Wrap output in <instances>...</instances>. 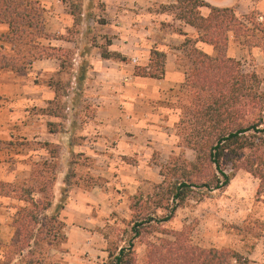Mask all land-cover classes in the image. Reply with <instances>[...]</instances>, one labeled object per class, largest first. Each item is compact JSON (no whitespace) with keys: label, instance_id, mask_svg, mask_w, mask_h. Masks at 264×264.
Returning a JSON list of instances; mask_svg holds the SVG:
<instances>
[{"label":"rangeland","instance_id":"rangeland-1","mask_svg":"<svg viewBox=\"0 0 264 264\" xmlns=\"http://www.w3.org/2000/svg\"><path fill=\"white\" fill-rule=\"evenodd\" d=\"M60 1L65 4L71 2L69 11L72 12L73 18L70 19L69 32L72 38L77 37L76 48L81 57V60L76 57V61L80 63L79 72L77 79L73 81L71 72L54 80L60 83L58 97L49 107L56 111L58 118L49 116L44 112V108H27L26 113L22 114L23 108L14 107L16 110L14 113H17L15 117H19L20 120L24 115L33 116L31 119L35 122L32 127L34 125L35 127L32 131L37 132L42 131L45 124L47 131L56 128L68 130V120L73 116L79 119V127L85 128L87 118L93 117L98 105L94 100L96 95L94 96L91 89L104 83V80L93 77L87 72L90 58H94L97 53L105 52L110 43L107 36L100 32V27L92 28L87 19L80 16L85 0ZM254 1L258 4L260 0ZM93 2L101 6L99 0H92ZM160 10H166L173 15L179 13L178 10L166 8ZM224 16L217 36L220 55L233 59L238 63L235 70L240 75H253L256 82L249 84L253 83L256 89L264 90V8L255 7L248 14L235 18L231 14ZM42 18L44 20V15ZM171 30L183 31L177 27L169 30L163 28L162 31L168 33ZM195 35L187 37L192 42L185 47L182 45L187 38L177 47L165 44L157 49L162 53L169 52L173 48L177 49V63L182 67L184 75L186 72L192 75V67L197 61L194 58L195 53L190 52L196 45ZM200 35L204 33L198 32L199 37ZM36 43H39L38 40ZM128 46L132 49L134 44ZM23 52L25 49L22 51L15 48L14 55ZM156 63L159 67L160 60L156 59ZM142 70L143 67L135 66L132 69L134 77L138 78ZM151 71L153 72L154 68ZM134 80L127 76L121 79L120 83L132 85ZM183 83L184 76L177 85L175 95L165 93L166 95L158 100L161 109H152L150 113L154 117L143 120L146 126L142 125V131H138V161L136 158H127L109 150L117 146L115 140L101 142L105 147H90L94 157L79 155L77 159L72 160L75 170H70L64 175L65 186L62 188L54 212L45 214L41 211V206L35 209L30 206L24 208L30 219L33 218L34 224L29 227L33 235L38 229H41L40 237H43L48 230L51 233L40 243L41 251L36 252L38 248L32 244L33 254L29 257L23 256L19 260L20 264L26 261L35 264L40 260L41 264H108L109 253L117 254L120 249L129 252L132 264H147L149 257L154 261L153 264H173L168 258L176 255L178 247L187 251L190 249L233 251L246 258L248 264H264V184L245 169L233 170L231 164L227 163L223 168L230 178L226 188L210 191L199 187L204 181L220 176L213 165L198 159L202 154L198 156V153L188 147L189 141L194 139L200 138L199 141L203 142L204 133L200 132L197 136L191 128L193 124L195 125L194 118L187 116L188 111L182 109L186 106V102L183 100L181 104L176 103L175 96L179 97V101L183 99L181 97L185 93ZM71 87L73 93L69 91ZM13 128L22 133L26 127L23 129L22 126L16 125ZM84 130H87V127ZM144 130L151 133L146 134ZM96 131L97 128L95 133L90 131L92 134L90 140L95 138L94 142L101 137ZM83 132L85 131H78L76 134L82 135ZM77 139L84 138L78 136ZM35 144L15 142L13 149L19 157L10 160L19 163L15 164L19 170H16L15 184L11 188L0 183L2 196L9 195L17 199L32 198L37 202L41 200V203L54 200V180L63 167H58V161L50 158L44 162V153L46 152L47 157H50L51 148ZM23 147L29 148L30 153L24 151ZM101 153L106 155V159L100 161L98 160L100 156L97 155ZM26 163L32 165L30 177H27L28 175L22 170ZM136 163H138V187L128 189L121 182V176L116 169L124 164ZM190 163L195 166L191 168L195 171L192 172V182L195 183L193 184L195 187L191 189L181 206L177 207L178 202L173 195L175 186H178L177 183L181 178L170 175L167 170L168 176L164 179L160 171L168 165L188 169ZM111 166L115 169L111 170ZM73 186L80 191H87L89 195L86 196L88 199L86 206H77L75 209L79 213L78 218L85 221V224L81 225L79 220L80 224L74 228L78 246L71 252L67 247L65 224L61 222L60 225L52 221L46 224L45 217L56 214L66 204ZM95 186L98 188H94ZM41 190L45 191L42 195L39 193ZM127 192L133 194L126 199ZM23 207L19 206L18 210ZM174 207L175 211H173ZM46 226L47 230H44Z\"/></svg>","mask_w":264,"mask_h":264},{"label":"crops","instance_id":"crops-1","mask_svg":"<svg viewBox=\"0 0 264 264\" xmlns=\"http://www.w3.org/2000/svg\"><path fill=\"white\" fill-rule=\"evenodd\" d=\"M34 1L41 4L44 11V32L51 36L48 39L40 38L37 44L45 48L72 49L74 54L71 59V79L72 81L76 80L80 64L76 61V57L78 60H81V57L76 48L75 39L77 40V37L72 38L69 32L71 29L70 19L73 18L69 11L71 2L65 4L60 0ZM85 1L80 16L86 18L92 28L100 27V32L107 36L110 43L106 47L105 53H115L126 60L105 58L102 56V52L95 54L94 58H90V62L88 60L89 70L87 73L104 80V83L91 89L94 96L96 95L94 100L98 102V105L93 117L87 118V123L84 124L85 128L81 129L78 125L79 119L73 116L69 120L67 119L69 121L68 130L56 128L53 131H47L45 124L42 131L37 132L32 131V128L35 127V125L32 127L35 122L31 119L33 116L24 115L21 120L19 117H15L17 115L14 113L15 106L23 108L22 114H25L27 108L38 107L45 110L52 101H56L58 90L54 86V83H57L54 80L64 74L60 68V60L56 58L35 59L25 71L20 73L0 70V183L8 186L15 184V173L16 170H19L15 164L19 163L10 160V158L14 160L19 157L13 149L15 142L36 143L44 148L46 144L57 146L58 155L56 158L47 157L45 152L43 159L44 162H47L48 158L57 160L58 167H63V170L60 168L56 174L54 180L55 198L51 201V206L46 211L47 214L55 211L62 188L65 186L64 175L70 170H75L72 160L77 159L79 155L87 158L94 157L90 147L97 146L99 148L104 146V144L101 145V142L115 140L117 146L109 150L116 151L127 158H136L138 161V131H142L143 126H146L143 120L154 117L150 113L152 109H161L158 100L160 97L163 98L165 93L175 95L177 85L181 83L184 74L182 67L177 63L176 53L178 50L175 48L164 52V76L162 79L144 76L135 78L132 69L135 66H141L148 70L151 52L157 50L158 47H163L165 44L177 47L191 35L196 34V39L199 37L193 27L177 20L171 12L160 10V8L175 5L176 0H99L101 6L92 3V0ZM202 1L214 8L232 9L236 16L248 14L255 7L264 8V0H260L258 4L254 0ZM200 14L206 17L208 9L201 8ZM174 27L183 31L171 30L168 33L162 31L163 28L169 30ZM9 32V25L0 23V51L14 55L15 47L3 39ZM131 44H134L132 49L128 46ZM234 45L236 44L234 43ZM196 47L209 56L214 57L216 54V50L212 46L200 40H197ZM23 54L25 52L19 56H23ZM127 76L135 79L134 84L122 85L120 83L121 79H125ZM69 91L73 93V87L69 88ZM175 97L177 102L178 97ZM151 98L154 99L151 100ZM138 100L140 101L138 102ZM57 116L54 117L58 118ZM16 125L22 126L23 129L26 128L20 133L13 128ZM86 127L87 130H84ZM95 128L101 137L94 142L95 138L90 140L92 135L90 131L95 133ZM78 131L85 132L82 135H77ZM144 133L150 134L151 132L144 130ZM78 136H83L84 139H77ZM23 149L30 153L29 148L23 147ZM97 156H100V159L98 158L100 161L106 159V155L102 153ZM110 169H115V167L111 166ZM22 170L28 175L27 177H30L32 165L26 163ZM116 170L125 187L128 189L138 187V163L124 164ZM132 194L133 192H127L126 199ZM87 195H89L87 191H80L76 186H73L68 201L56 212L59 221L65 224L67 247L71 252L78 246L76 244L77 233L74 228L80 224V219L78 218L79 213L75 209L77 206H86ZM35 202L37 201L35 200ZM19 206H25V203L9 195H0V264H20V256H11L13 255L12 244L16 230L14 224L18 217ZM80 221L81 225L85 224V221ZM26 253L27 250L22 251V255Z\"/></svg>","mask_w":264,"mask_h":264},{"label":"trees","instance_id":"trees-1","mask_svg":"<svg viewBox=\"0 0 264 264\" xmlns=\"http://www.w3.org/2000/svg\"><path fill=\"white\" fill-rule=\"evenodd\" d=\"M73 6V5H72ZM171 10H178L174 14L175 18L191 27L197 33L203 32L197 40L212 46L216 50V56H209L199 50L196 45L190 50L197 60L192 67L191 73H185L184 86L185 93L181 95L183 99L177 100V104L184 101L186 106L182 109L187 110V116L194 118L191 128L197 136L200 132L204 133V141L194 139L189 141V146L196 153L202 154L198 157L213 165L220 178L204 181L199 185L204 189L220 190L229 185V176L226 174L224 166L231 164L233 170L245 169L252 176L257 177L261 184H264V90L256 89L253 83L256 82L253 75H240L235 69L238 63L231 58L220 55L217 36L220 23L224 19V14H231L237 17L232 9L214 8L202 0H176V4L170 7H163ZM208 9V15L203 17L199 10ZM43 9L34 0H0V23L9 25L10 32L4 36L5 42L10 43L16 49H25L23 56L9 55L0 51V70L11 72H23L35 59L56 58L60 60V68L65 73H70L72 69V56L74 52L69 49L45 48L36 43L40 38L48 39L51 36L44 32ZM73 17V14L71 12ZM192 41L187 38L182 47L189 45ZM197 41L194 40V43ZM15 50V49H14ZM224 53V52H223ZM192 54V55H193ZM22 55V54H21ZM105 58L125 59L115 53H102ZM156 59L160 60L159 67ZM165 55L162 52L153 50L149 69H143L140 76L153 79H162L164 76ZM152 66V67H151ZM152 68L154 71L152 72ZM54 86L59 89L60 83L56 81ZM196 93H195V92ZM58 93L56 92V98ZM184 100V101H183ZM183 101V102H182ZM53 102V101H52ZM49 116H57L56 111L51 110V106L44 110ZM186 112V111H185ZM191 125V124H190ZM53 131V130H51ZM50 147L52 158L58 155V147L46 144ZM45 165V163H43ZM188 169H179L174 166H165L160 174L164 179L170 175L181 178L178 186H175L173 198L177 199L176 206L181 204L188 197L191 189L195 187L192 182L195 167L188 164ZM200 167V166H199ZM193 172V173H192ZM213 184V185H212ZM6 185V184H5ZM7 187L11 188V186ZM174 188V187H173ZM43 190L40 191L43 194ZM1 195V194H0ZM7 196V195H6ZM25 203L22 209L18 210V217L15 221V235L12 244L11 256L29 257L33 254L32 244L41 251L40 243L45 241L50 230L40 237L41 229L35 235L29 230L33 218L30 219L26 206L33 209L41 206V211L45 214L51 206V200L41 203L30 199H18ZM175 206V207H176ZM175 207L173 208L175 211ZM47 216V215H45ZM46 224L49 221L61 225L58 214L45 217ZM28 221V223H27ZM32 222V223H31ZM47 230V226L44 228ZM42 238V239H41ZM27 250L25 255L22 251ZM176 253V252H175ZM110 263L108 264H132L129 252L120 249L117 254L109 253ZM173 264H248L249 261L240 254L233 251H197L196 249H180L173 258H168ZM151 257L147 264H153ZM23 264H31L26 261ZM41 264V260L35 262Z\"/></svg>","mask_w":264,"mask_h":264}]
</instances>
